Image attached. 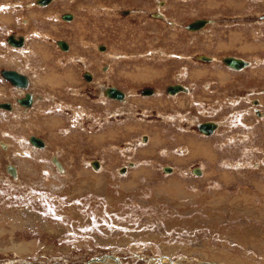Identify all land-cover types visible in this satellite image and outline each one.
<instances>
[{
  "label": "rangeland",
  "instance_id": "1",
  "mask_svg": "<svg viewBox=\"0 0 264 264\" xmlns=\"http://www.w3.org/2000/svg\"><path fill=\"white\" fill-rule=\"evenodd\" d=\"M263 16L264 0H0V264H264ZM6 69L40 82L36 102Z\"/></svg>",
  "mask_w": 264,
  "mask_h": 264
},
{
  "label": "water",
  "instance_id": "2",
  "mask_svg": "<svg viewBox=\"0 0 264 264\" xmlns=\"http://www.w3.org/2000/svg\"><path fill=\"white\" fill-rule=\"evenodd\" d=\"M48 2H50V0H42V3H48ZM206 23H207V20H205V19H199V20H196V21L192 22L189 25V28L190 29H193V30H196V29H199L202 26H204ZM9 41L12 44H14V45L19 46V45H22L23 38H21L20 40H17L13 36H10ZM62 46H63V48H67L66 43H63ZM225 62L228 65L233 66L235 68H242V67H244L246 65V62L244 60H242V59H236V58H233V57H228L225 60ZM3 74L5 75L6 78H8L15 85L25 86L27 84L26 77L23 76V75H21V74H19L18 72L14 71V70H6V71L3 72ZM179 89H182V87H180V86H171L169 88V91L175 93ZM153 92L154 91H152L151 89H148V90L144 91L145 94H149V93L151 94ZM110 94H111L112 97H116V98H119V99L123 97L122 93H120L119 91H117L115 89H112L111 92H110ZM22 100L23 101H20L21 103H31L30 97L22 98ZM4 105L7 106L6 103H4ZM199 128H200V130L202 132H205L207 134H212L214 132V130L216 129V124L215 123H212V122H206V123H202L199 126ZM32 141L36 145H39V146H43L44 145V143L42 141L40 142V140H38L36 137H33L32 138ZM95 166H98V165L95 164ZM111 257L114 258L113 256H111ZM102 259H104V258H102ZM87 264H91V263H87Z\"/></svg>",
  "mask_w": 264,
  "mask_h": 264
},
{
  "label": "bare ground",
  "instance_id": "3",
  "mask_svg": "<svg viewBox=\"0 0 264 264\" xmlns=\"http://www.w3.org/2000/svg\"><path fill=\"white\" fill-rule=\"evenodd\" d=\"M51 1V0H50ZM54 1V0H53ZM44 4H46V3H44ZM48 5V4H47ZM162 15V14H161ZM262 16V15H261ZM165 17V16H164ZM168 17V16H167ZM208 23V22H207ZM207 23L204 25V26H202L201 28H199V29H196V30H200V29H202V28H204L206 25H207ZM190 29V28H189ZM190 30H193V29H190ZM23 38V37H22ZM9 43H11L10 41H9ZM12 44V43H11ZM24 44V38H23V43H22V45ZM28 44H29V42H28ZM61 44H63V43H61ZM12 45H14V44H12ZM22 45H19V46H22ZM30 45V44H29ZM14 46H17V45H14ZM19 46H17V47H19ZM69 47L72 49V46H70L69 45ZM106 48V47H105ZM111 50H113V48L111 49ZM111 50H110V47H109V50H108V54H110V52H111ZM164 52V51H163ZM117 53V52H116ZM165 55V54H164ZM74 56V55H73ZM224 57V56H223ZM226 58L227 57H225L224 59H223V61L222 62H225V60H226ZM233 58H235V57H233ZM236 59H239V58H236ZM245 61V60H244ZM246 62V65L244 66V67H242V68H235V67H233V66H230V65H227L228 67H230L231 69H234V70H242V69H244V68H246V67H248L250 64H248V61H245ZM225 64V63H224ZM226 65V64H225ZM14 71H16V70H14ZM16 72H18V71H16ZM20 74V73H19ZM21 75H23V76H25L26 77V80H27V84L25 85V86H19V85H16V86H18V87H26L28 84H29V80H28V77L26 76V75H24V74H21ZM219 76V75H218ZM14 84V83H13ZM15 85V84H14ZM103 86V85H102ZM175 86H180V87H182V89H179L178 91H176L175 93H173V92H170L169 91V88H167V91H169V93L171 94V95H173V94H178L179 92H188L189 91V89H188V87H186V86H184V85H175ZM28 87V86H27ZM26 87V88H27ZM105 88L106 87H104L103 86V89L105 90ZM108 89H107V91H106V93L108 94V96L109 97H111V98H114V99H118L117 101H119L120 100V102H123V101H128V96H126L127 94L126 93H123V92H121V91H119V90H117V89H115V90H117V91H119L120 93H122V95H123V97L122 98H116V97H112L111 96V94H110V92H111V90L112 89H110L109 87H107ZM152 94V93H151ZM150 93L149 94H146V95H151ZM27 97H30V99H31V103H23V104H32V101H33V99H32V97L30 96V95H28ZM23 101V100H22ZM1 107H3V108H7V109H11V105H9V104H7V106H5V105H2ZM216 129H217V124H216ZM216 129L214 130V131H216ZM214 133V132H213ZM212 133V134H213ZM210 135V134H209ZM33 137H35V136H33ZM32 137V138H33ZM37 138V137H36ZM38 140H40V142L42 141L40 138H37ZM43 142V141H42ZM34 143V142H33ZM44 143V142H43ZM35 144V143H34ZM36 145V144H35ZM45 145V144H44ZM43 145V146H44ZM58 162V161H57ZM60 163L58 162V165H59ZM95 164H97L98 166H95ZM133 165V164H132ZM94 168L95 169H99L100 168V166H101V164L99 163V162H94ZM127 169V168H126ZM15 169H12L11 170V172H12V174H14V176L16 175V178H18V173H17V171L15 170ZM124 171H126L125 169H123L121 172L122 173H124ZM167 171H169L168 173H170V171H171V169L170 168H167ZM196 172L198 173V174H201V172L202 171H200V170H196ZM264 186H262V188H263ZM1 231V230H0ZM114 257V256H113ZM115 259H112V260H115L116 262H118V264H123L122 263V261H121V259L119 258V257H114ZM167 258V257H166ZM109 259H111V258H109ZM102 260H104V259H95V260H92V263L91 264H99V262L100 261H102ZM171 262L172 264H182L181 263V261L180 262H178V261H176V262H174V261H172L171 259H169V258H167V260L166 261H164L163 263L162 262H158L157 264H167V262ZM103 262V261H102ZM155 263V262H154ZM100 264H102L101 262H100ZM149 264V263H148ZM152 264V263H151Z\"/></svg>",
  "mask_w": 264,
  "mask_h": 264
},
{
  "label": "crops",
  "instance_id": "4",
  "mask_svg": "<svg viewBox=\"0 0 264 264\" xmlns=\"http://www.w3.org/2000/svg\"><path fill=\"white\" fill-rule=\"evenodd\" d=\"M19 16V15H18ZM163 17L165 16L166 17V19L168 20V17L166 16V15H162ZM14 17H16V16H14ZM17 18V17H16ZM10 36H14L15 38H24V45H23V47H24V49H26V48H28V47H30V45L29 44H31V42H29L30 41V39L28 38V36H26V35H20V36H15V35H10ZM10 36L8 37V43H9V39H10ZM28 42H29V44H28ZM10 44V43H9ZM72 46V45H71ZM17 48H20V47H17ZM23 49V50H24ZM72 50V49H71ZM13 51H16V52H18V51H22V50H13ZM225 58V57H224ZM223 58V59H224ZM223 59H222V61H223ZM11 62V61H10ZM250 66V65H249ZM248 68H250V67H248ZM6 70H13V69H6ZM19 71H25V74L24 75H26V76H30L31 74L30 73H28L25 69H18ZM243 70H246L245 68L243 69ZM5 71V70H4ZM17 71V70H16ZM233 72H235V73H240L241 72V70H233ZM18 73H20V72H18ZM30 74V75H29ZM31 77V76H30ZM28 80H29V86L27 87V88H24V87H19V88H17L16 87V85H12V87H13V90H14V92H16V93H20V94H24V95H26L27 94V92H32V89L38 84V83H40L38 80H37V84H35L34 83V81H32V79H30V78H28ZM33 80H34V77H33ZM96 79H94V81H95ZM10 82V81H9ZM11 83V82H10ZM30 84H31V90H28L29 89V87H30ZM15 86V87H14ZM190 88V91H192V88L191 87H189ZM19 89V90H18ZM35 90H33L34 92L35 91H38L36 88H34ZM107 87L105 88V90L103 89V96L105 95V96H108V94L106 93V91H107ZM54 91V90H53ZM183 93H185V92H181V94H179V95H172V97H170V99L172 98V99H179V98H181L182 96H184L183 95ZM35 94V95H34ZM33 95H32V93L31 94H27V95H30L31 97H32V99L36 102V100H35V98H38V94L37 93H34ZM192 95V92H191V94H189V95H185V96H191ZM34 96H35V98H34ZM170 96H171V94H170ZM21 99L22 98H24V96H22V97H20ZM108 98H110V100L111 101H114V102H116V103H120V101H117L116 99H114V98H111V97H108ZM106 100V99H105ZM107 101V100H106ZM21 104H23V103H21ZM74 104V103H73ZM11 105V104H10ZM13 108V106L11 105V109ZM57 122V124H56V127H59L60 126V123H61V121L59 120V121H56ZM55 127V128H56ZM49 129H51V130H53L54 129V126H52V128H51V125L49 124ZM82 133V132H81ZM80 133V134H81ZM41 139V138H40ZM42 140V139H41ZM43 142H44V140H42ZM44 144H45V146H46V142H44ZM2 145V144H1ZM8 144H6V145H3L4 147H8L7 146ZM2 146V147H3ZM3 147V148H4ZM59 166H61V165H59ZM11 170L12 169H15L16 171H17V173H18V179H19V175H20V172L17 170V168L16 167H14V166H10L9 167ZM10 170V171H11ZM12 173V172H11Z\"/></svg>",
  "mask_w": 264,
  "mask_h": 264
},
{
  "label": "flooded vegetation",
  "instance_id": "5",
  "mask_svg": "<svg viewBox=\"0 0 264 264\" xmlns=\"http://www.w3.org/2000/svg\"><path fill=\"white\" fill-rule=\"evenodd\" d=\"M163 15V14H162ZM161 14H160V16L161 17H163ZM69 46V45H68ZM246 70L248 69V68H245ZM243 70V69H242ZM88 78H90V76H87ZM109 88H111V87H109ZM28 95L26 94L25 95V97L24 98H26ZM116 100H118V99H116ZM19 101V100H18ZM20 101H22V99H20ZM120 101V100H119ZM258 102V101H257ZM19 103H21V102H19ZM260 104V103H259ZM256 112H258L260 115H263V117H264V111H263V109L261 110L260 108L258 109V108H256V110H255ZM218 125L219 124H217V128H218ZM217 132V131H216ZM206 136H209V135H206ZM37 138H39V137H37Z\"/></svg>",
  "mask_w": 264,
  "mask_h": 264
}]
</instances>
